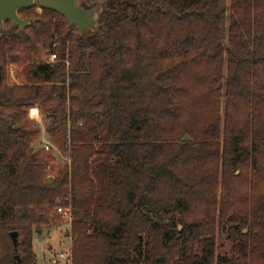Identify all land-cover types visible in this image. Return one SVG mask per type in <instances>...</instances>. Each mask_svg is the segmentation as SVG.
<instances>
[{
    "label": "trees",
    "instance_id": "trees-1",
    "mask_svg": "<svg viewBox=\"0 0 264 264\" xmlns=\"http://www.w3.org/2000/svg\"><path fill=\"white\" fill-rule=\"evenodd\" d=\"M80 1L100 26L0 25V264L61 206L72 264H264V0Z\"/></svg>",
    "mask_w": 264,
    "mask_h": 264
},
{
    "label": "water",
    "instance_id": "water-1",
    "mask_svg": "<svg viewBox=\"0 0 264 264\" xmlns=\"http://www.w3.org/2000/svg\"><path fill=\"white\" fill-rule=\"evenodd\" d=\"M36 3L63 14L71 26H76L79 33L100 26L102 7L85 8L80 0H0V25L5 28V22L11 21L12 25L24 29L30 24V21L22 17L19 11ZM183 139L190 140L191 136L189 133H185ZM51 179L52 176H49V180ZM40 231L42 229L38 230V232ZM10 235L14 245L17 246L19 232L12 231ZM16 257L19 258L20 256L16 255Z\"/></svg>",
    "mask_w": 264,
    "mask_h": 264
},
{
    "label": "crops",
    "instance_id": "crops-1",
    "mask_svg": "<svg viewBox=\"0 0 264 264\" xmlns=\"http://www.w3.org/2000/svg\"><path fill=\"white\" fill-rule=\"evenodd\" d=\"M69 229L64 231L66 234L67 245L63 243L62 231L63 225L51 228H44L41 232H36L33 238L34 250L37 254L38 264H41V259L48 260L50 264H62L66 261L67 264H72L68 258L72 250L71 225ZM65 246L61 249V246ZM63 254V256H62Z\"/></svg>",
    "mask_w": 264,
    "mask_h": 264
},
{
    "label": "rangeland",
    "instance_id": "rangeland-1",
    "mask_svg": "<svg viewBox=\"0 0 264 264\" xmlns=\"http://www.w3.org/2000/svg\"><path fill=\"white\" fill-rule=\"evenodd\" d=\"M35 6H36L35 9H36L37 12H39V13L43 12V8H42V6L40 4H36ZM50 55H46L45 56L46 59L49 58ZM7 70H8L9 78L11 77L12 80H17L18 82H21V83L25 82L23 76L22 77H18L16 75L15 67L13 65L9 66L7 68ZM29 114H30V118L32 120H34L37 123V125L40 127V129H41V135H40L39 139L36 141V143H37L36 147H39L42 143L48 142V134H47V131H46V127L49 124L50 119H49V117L46 114L43 113V111L41 110V108L39 106L34 107V109L32 111H30ZM59 155H60L62 160H67V158L62 157V155L60 153H59ZM64 220H65V223L63 224V228H62L63 232L69 229L68 226L70 225L71 219L68 216L64 215ZM66 234L67 233L63 234L64 236H62L63 237V243L65 245H67V241L65 239L66 238ZM232 245H233L232 241L227 239L225 234L220 235L219 238H218V250H217V252L221 253V254L231 255ZM64 247H65L64 245L61 246V249H63ZM71 262H72V259H71ZM41 264H50V262L48 260H45V259L42 260L41 259ZM62 264H67V263H66V261H63Z\"/></svg>",
    "mask_w": 264,
    "mask_h": 264
},
{
    "label": "built area",
    "instance_id": "built-area-1",
    "mask_svg": "<svg viewBox=\"0 0 264 264\" xmlns=\"http://www.w3.org/2000/svg\"><path fill=\"white\" fill-rule=\"evenodd\" d=\"M56 58H57V54H56V53H52V54L50 55V57H49V59H50L51 61H55ZM14 77H15V76H14ZM45 148H46L47 150H50V149H51V144L49 143V141L45 143ZM58 211L61 212V213L64 214V215L68 216V217L71 219V209H70L69 207H62V206H61V207H58ZM62 256H63V254H62ZM68 258H69L70 260L72 259V251H71V254L69 255Z\"/></svg>",
    "mask_w": 264,
    "mask_h": 264
}]
</instances>
